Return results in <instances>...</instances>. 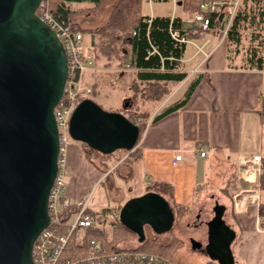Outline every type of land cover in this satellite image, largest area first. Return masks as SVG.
I'll return each instance as SVG.
<instances>
[{"label":"water","instance_id":"obj_1","mask_svg":"<svg viewBox=\"0 0 264 264\" xmlns=\"http://www.w3.org/2000/svg\"><path fill=\"white\" fill-rule=\"evenodd\" d=\"M40 1L0 0V264H33L32 244L48 224L46 202L57 169L53 109L67 79V60L54 31L36 14ZM68 133L89 150L109 155L131 151L139 132L121 113L83 99L70 116ZM213 210L210 235L218 226L234 237L221 221L225 208L216 204ZM118 220L141 244L145 228L164 235L175 215L165 198L145 192L121 205ZM222 239V264H232V238L225 244Z\"/></svg>","mask_w":264,"mask_h":264},{"label":"crops","instance_id":"obj_2","mask_svg":"<svg viewBox=\"0 0 264 264\" xmlns=\"http://www.w3.org/2000/svg\"><path fill=\"white\" fill-rule=\"evenodd\" d=\"M154 2L156 0L148 5L143 1L149 8V17H179L173 13L170 16L154 14L151 9ZM169 2L173 8L179 7L176 0L175 3L171 0ZM110 10L111 8L105 22ZM90 18H78V27L81 30L95 29L84 24ZM98 27L100 26L96 28ZM261 35L260 71L248 68L246 55L239 58L240 65L233 63L237 59L230 57L228 48L224 49L226 41H220V36L208 34L200 41L187 44L194 48L187 57L185 48L184 56L180 60V70L187 73V77L168 98L151 110L150 119L135 146L139 158L132 164L121 161L112 164L110 170L100 174L109 176L115 170L119 179L127 182L144 181L147 187L150 183H170L176 204L186 207L196 205L203 214L212 212L214 199L226 204L224 195L231 194V180L237 174L240 190L236 196L242 194L240 191H249L253 193V199L257 197L262 203L263 192L257 191L255 196L256 184L240 178L237 159L264 156V3ZM82 36L83 44L91 45L88 42L89 36ZM111 71L116 70L104 68L102 64L94 65L92 70L86 71L89 88L92 84L97 85L98 95V87ZM192 83L194 87L178 110L157 120L153 119L160 114L166 103L184 100ZM200 150L205 151L204 157H200ZM176 155H180L181 159L175 160ZM79 158L78 167L87 166L82 162L84 158ZM248 177L253 179L251 174ZM210 182L214 183V187L210 186ZM145 192L146 190L132 197ZM81 199L82 197L70 201L74 203ZM247 202L249 201L244 199L243 204H238L243 210H235L233 207L229 212L231 217L229 216L228 224L235 233V241L238 242L233 255L236 264H264V223H261V227L257 207H250ZM119 249L127 248L120 245Z\"/></svg>","mask_w":264,"mask_h":264},{"label":"trees","instance_id":"obj_3","mask_svg":"<svg viewBox=\"0 0 264 264\" xmlns=\"http://www.w3.org/2000/svg\"><path fill=\"white\" fill-rule=\"evenodd\" d=\"M144 0H41L46 11L56 20L68 25L72 31L89 36L90 46L93 47L94 65L99 63L104 68H115L118 77L125 74L131 76L130 89L132 95L128 102L130 106L118 111L130 123L138 127V141L140 140L148 119L149 113L135 108L137 100L143 102L161 104L173 92L186 77L181 69L180 60L184 56L186 44L179 43L171 35L177 32L180 37L188 41H200L208 34L220 36L221 29L213 33L203 32L192 23L190 27L183 29L179 17L153 16L142 13ZM170 0H156V2H169ZM179 7L189 19L199 12V6L203 2H219L217 13L202 12L210 18V26L215 27L225 22L231 15L232 5L235 0H176ZM113 3V8L105 24L96 29L81 30L76 21L80 16L99 15L103 8ZM264 0H239V4L231 18L230 24L224 35V41L238 46L243 35H249V47L246 48V65L248 68L262 70V25H263ZM193 25V26H192ZM251 31V33H245ZM126 66L129 71L123 70ZM194 84L186 94V98L176 103H166L159 115L154 120L166 116L178 110L187 100ZM91 93L87 97L94 101L97 96V85H90ZM98 104V103H97ZM99 105V104H98ZM100 106V105H99ZM101 107V106H100ZM102 108V107H101ZM114 112V111H112ZM82 146L87 147L85 144ZM124 152L128 157L124 163L132 164L139 158V152L118 150L113 154L102 155L96 151L88 150L84 158L89 162L93 159L107 160L114 154ZM235 181V182H234ZM235 178L231 180L230 189L234 194ZM236 185V184H235ZM258 189L264 192V156L260 160V173L258 176ZM146 192H154L165 198L174 211L175 217L182 218L188 211V207L175 203L173 186L170 183H150ZM232 195L229 197L231 198ZM121 206L114 209L104 207L99 210H86L90 218L89 226L81 228L70 236L64 250V258L84 256L90 241L98 242L105 253H112L119 249L125 242L135 239L134 234L122 227L118 220V212ZM257 215L261 223H264V204L257 207ZM173 229V227H172ZM172 229L170 231H172ZM169 231V232H170ZM80 235V236H79ZM146 239L143 243L133 248L136 252L152 254L163 257L167 262H172L174 254L182 246V242L173 239L166 245H161L158 236L145 228ZM79 239V243H77Z\"/></svg>","mask_w":264,"mask_h":264},{"label":"built area","instance_id":"obj_4","mask_svg":"<svg viewBox=\"0 0 264 264\" xmlns=\"http://www.w3.org/2000/svg\"><path fill=\"white\" fill-rule=\"evenodd\" d=\"M150 5L154 0H144ZM175 3V0H171ZM239 4L235 0L229 18L220 25L211 27L210 18L202 12L217 13L219 2H203L199 9L202 12L195 14L192 18L194 26L203 32L220 30L226 33L231 18ZM36 14L50 27L62 44L67 60V79L64 84L61 98L53 109L54 122L58 136L57 169L50 187L46 208L49 217L47 226L40 231L31 248V259L33 264H173L167 262L163 257L136 252L127 249H117L112 253H105L102 246L95 241H90L84 256L64 258L63 253L69 242L70 236L81 228L90 224V218L86 214L89 198L71 202L66 195V148L69 142L68 123L70 116L81 98L88 97L90 88L81 85V76L84 72L94 68V53L92 46H86L82 41V34L74 32L71 28L54 19L45 9L40 1ZM171 35L179 43L191 44V41L180 37L177 32ZM224 35V34H223ZM223 39V37L221 38ZM209 54L206 55L208 57ZM126 69H129L126 66ZM200 157L205 156V151L200 150ZM181 156L176 155L175 160ZM260 160L258 155L252 157H239L237 165L240 170V178L252 181L256 184L258 191V176L260 173ZM251 173L253 179H249ZM249 192V191H240ZM249 195H247L248 197ZM256 196V195H255ZM253 198V197H252ZM238 204H235L237 207ZM79 243V239H77Z\"/></svg>","mask_w":264,"mask_h":264},{"label":"rangeland","instance_id":"obj_5","mask_svg":"<svg viewBox=\"0 0 264 264\" xmlns=\"http://www.w3.org/2000/svg\"><path fill=\"white\" fill-rule=\"evenodd\" d=\"M113 5L114 4L111 3L105 6L102 12L97 16L85 15L91 17L89 22L84 23L85 26L95 29L97 26L101 27V25L105 22L104 20L108 15L109 9L111 8L112 10ZM151 9L152 12H154V14L156 15L170 16L173 13V15L179 16L182 20V25L184 29L192 23V20L189 19L188 15L183 12L181 8H173L170 2H154L151 5ZM149 12L150 11L148 6L144 3L142 5V13L148 15ZM85 38L88 37L85 36ZM219 38L221 40V36ZM249 44V35L244 34L242 41L238 46H236L234 43L228 44V42H226L223 47L224 49L228 48V50H230V57H236L237 60L236 62L233 61V63H236V65H240L241 62H239V58L245 57L246 48L249 47ZM86 45L89 46L88 44ZM193 51L194 48L191 45H187L185 56H189ZM196 60L194 61V63H196ZM96 66H101V63L97 64ZM85 73L86 72H84L81 76L82 86H88L86 83L87 78ZM131 79V76L128 74H125L123 77H118L116 71H111L103 80L102 85L98 87V95L95 98L96 102L102 107V109L109 112H118L120 109L127 107L128 105L130 106V103L127 99H129L132 95V91L130 89ZM177 87H175V89H177ZM106 95L107 97H105ZM155 106L156 104L154 103L143 102L141 100H137L135 103V108L137 110L144 111L149 114ZM66 150L67 152L65 165V193L71 200H76L81 197L82 199L89 198L88 209L90 210H99L104 207L114 209L124 204L135 194H140L141 192H144L147 188V185L144 181L127 182L123 179H119L117 171L115 170L112 171L109 176H102V174H100L106 172L108 169L110 170L112 164H115L120 161L124 163L123 161L128 157L127 153L119 152L114 154L111 158L107 160L93 159L92 162H88L84 158V153L89 149L87 147L82 146L81 143L75 142L71 139H69ZM78 156H82L84 158L82 159V162H84V164H87V166H84V168L78 167L77 163H80V158ZM237 173H239L238 170ZM237 178L238 176L236 174V183H233L235 188L234 197H229V202L227 204L229 212L232 210L233 207L235 210H243V208L240 206L235 207V204H243L244 199L245 201H249L247 203H249L250 207H258V205L260 204V200H258L257 197L253 199V193L243 192L242 194H240V196H236L237 192L240 190ZM210 186L214 187V183L210 182ZM232 193L233 192L231 191L230 196L232 195ZM256 193L257 192H255V195ZM247 195L249 196L247 197ZM262 203H264V192L262 193ZM197 212L198 206L194 205L192 207H188V211L184 214L182 218L177 219L175 217L172 231L164 235L158 236V241L161 245H166L170 243L173 239H178L182 242V246L177 250V252L173 256V264H209L206 256L203 253H199L197 251L192 250L197 247L196 241H200L202 244L204 243V232H200V230H197V228H193V223H196L195 214ZM211 213L212 212L206 213L203 218H209ZM230 215L231 214H229V216ZM227 223H229V219ZM237 244L238 242L235 243L233 252H236ZM121 246L124 248H133L137 246L136 237L132 241H128L121 244Z\"/></svg>","mask_w":264,"mask_h":264},{"label":"flooded vegetation","instance_id":"obj_6","mask_svg":"<svg viewBox=\"0 0 264 264\" xmlns=\"http://www.w3.org/2000/svg\"><path fill=\"white\" fill-rule=\"evenodd\" d=\"M226 199L225 202L226 204H223L220 200L215 199L213 201V207H212V213L210 215L209 218H203L205 214L202 213L201 210H198V212L195 214V222L193 223V228L197 230H200V232H204V243L202 244L200 241H196V248L192 249L194 251H197L199 253H203L209 264H222V259L220 257V253H221V246H220V242H221V237L223 238L222 240L223 243L225 244L227 241H229L230 238H232V241L230 242L228 249L232 255V264H236L234 255H233V248L235 247V243H236V238H235V233H234V237H232L230 235V233L225 232V230H223L221 227H215V231H213V234L210 235L211 229L209 227V224L211 223V221L215 218V211L213 210V208L215 207V205H219V206H223L225 208V210L222 212L221 214V221L224 223V225L230 229V231L234 232L231 228V226L227 223L228 219H229V210H228V202H229V196L228 193H225ZM220 208H217V212L218 214L220 213ZM198 222V223H197ZM223 233H225L226 235H222ZM211 247V248H210Z\"/></svg>","mask_w":264,"mask_h":264},{"label":"bare ground","instance_id":"obj_7","mask_svg":"<svg viewBox=\"0 0 264 264\" xmlns=\"http://www.w3.org/2000/svg\"><path fill=\"white\" fill-rule=\"evenodd\" d=\"M250 174V173H249Z\"/></svg>","mask_w":264,"mask_h":264}]
</instances>
